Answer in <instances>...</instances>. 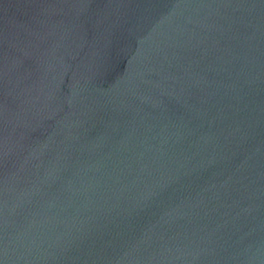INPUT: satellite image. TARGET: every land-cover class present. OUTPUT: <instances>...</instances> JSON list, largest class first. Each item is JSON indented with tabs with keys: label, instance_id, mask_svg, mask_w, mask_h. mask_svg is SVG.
<instances>
[{
	"label": "water",
	"instance_id": "95a60500",
	"mask_svg": "<svg viewBox=\"0 0 264 264\" xmlns=\"http://www.w3.org/2000/svg\"><path fill=\"white\" fill-rule=\"evenodd\" d=\"M0 264H264V0H0Z\"/></svg>",
	"mask_w": 264,
	"mask_h": 264
}]
</instances>
